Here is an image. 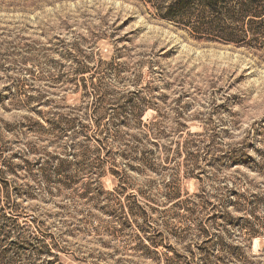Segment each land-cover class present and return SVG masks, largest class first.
Wrapping results in <instances>:
<instances>
[{
    "label": "rangeland",
    "instance_id": "374dc122",
    "mask_svg": "<svg viewBox=\"0 0 264 264\" xmlns=\"http://www.w3.org/2000/svg\"><path fill=\"white\" fill-rule=\"evenodd\" d=\"M174 1L0 0V264H264L258 26Z\"/></svg>",
    "mask_w": 264,
    "mask_h": 264
},
{
    "label": "trees",
    "instance_id": "16d2710c",
    "mask_svg": "<svg viewBox=\"0 0 264 264\" xmlns=\"http://www.w3.org/2000/svg\"><path fill=\"white\" fill-rule=\"evenodd\" d=\"M234 0H175L166 9L165 19H184L188 9L195 5L203 8L204 12L210 15L208 33L218 38L221 42L230 45L237 44L239 39L245 37L241 28L232 29L226 32L223 26L224 12ZM257 4V7L255 6ZM237 17H253L250 24L258 26L257 35L264 46V0H248V4H239L238 10L234 13Z\"/></svg>",
    "mask_w": 264,
    "mask_h": 264
}]
</instances>
